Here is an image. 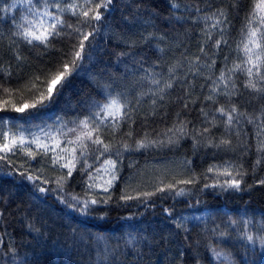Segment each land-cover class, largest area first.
<instances>
[{
    "label": "trees",
    "instance_id": "1",
    "mask_svg": "<svg viewBox=\"0 0 264 264\" xmlns=\"http://www.w3.org/2000/svg\"><path fill=\"white\" fill-rule=\"evenodd\" d=\"M6 2L11 3V0ZM173 2L180 6L171 8L169 0H113L111 11L105 13L100 24V33L94 41L98 51L87 72L71 78V83L56 102L36 115H29L35 111L33 109L24 113L0 112V116L10 121L4 130L12 128L16 131L22 126L21 130H26L25 135L31 138L30 133L40 129L54 130L62 123L74 127L72 122L88 115L93 101L103 99L104 85H110L113 94L125 93L133 104L138 93H147L136 107L135 123L122 124L115 135L110 129L104 130L103 138L113 145L112 151L99 160L94 158L98 153L89 154L86 159L90 168L82 157L72 177L68 178L64 193L45 195L37 192L36 196L41 198L34 199L32 182L20 175L26 170L43 169L42 173L34 174L50 181L42 186L55 188V179L66 174L68 169L60 168L59 164L53 166L48 158L38 155L35 160H29L22 153H17L15 156L9 154L13 164L0 162V212L3 213L0 216V264H197V259L200 264H221L206 247L209 244L217 250L230 251L233 264H264V247L258 240L255 243L236 240L234 244H225L210 231L216 225L224 229L229 217L254 218L257 221L264 218V185L256 183L264 178V162L254 173L252 171L257 159L256 126L242 118L236 127L226 131L223 125L225 118L215 109L221 105L228 107L227 98L212 93L217 102L205 100V96L210 94L209 86L219 76L221 68L225 63L231 67L238 57L236 48L242 38L241 29L252 0H238L235 8L232 0ZM3 3L4 0H0V7ZM136 5L141 7L137 9ZM197 7L200 12H196ZM216 8H226L230 22L224 34L228 43L219 49L213 47L215 40L220 38L219 30L212 29V40L204 43L207 37L202 29L212 21L198 18ZM100 11L105 12L103 8ZM24 12L23 6H18L10 14L0 12V65L11 70L10 77L0 74V85L18 90L8 97L0 89V99H11L17 104L25 100L31 102V94L25 85L34 74L40 75L54 67L61 50L68 51L75 42L74 38L63 37L53 42L54 47L45 49L43 46H28L19 38L12 37L11 16L19 21ZM65 19L77 23L76 17L66 14ZM148 33H154L155 38L147 43L141 42L142 34L146 36ZM161 36L163 39H159ZM121 37L137 43L135 46L125 44ZM201 46L207 55L200 52ZM16 52L22 60H16ZM120 52L128 55L118 59ZM197 56L199 61H195ZM225 56L228 57L227 62ZM213 59L215 65L207 67ZM177 63L180 66L176 68L175 76L179 79L173 87L165 88V81L170 78L168 69ZM190 66L199 74L193 75L189 71ZM146 69L156 74L154 78L160 80L159 84L151 83L153 76ZM237 75L240 94L233 96L232 102L242 112L258 113L264 106V98H258L256 93L245 89V77ZM186 103L187 108L184 107ZM201 108L208 113L207 117L201 114ZM213 117H216V127L206 123ZM180 120L190 122L187 125L190 134L179 139L178 144L139 150H124L121 146L126 141L134 147V142L146 132L151 139H156L158 134ZM205 127L210 128V133H205V136L210 135L217 143L222 138L230 140L232 150H225L223 146H206L207 141L199 135L193 139V130L202 131ZM129 131L133 133L131 137L125 135ZM244 145H247V151ZM31 147L35 150V145ZM117 149L121 152L119 157L115 154ZM107 158L117 160L120 177L111 190L112 201L109 204L94 205L90 215H81L59 203L57 195H63L65 199H70L69 194L88 198L86 192L89 195H106L98 189H88L87 182L88 173L93 174ZM225 161L242 163L247 170L242 191L203 187L205 183H213L216 177L214 173H206L208 179L205 180L201 173H205L209 165H223ZM82 167L86 171L82 172ZM193 172L199 177L198 183L176 184V189H185L183 195L177 196L172 190L157 193L147 200L119 199L125 191L132 195L155 191L161 179L164 184L175 183L187 179ZM219 179L223 181L226 177ZM165 209L171 210L172 215L169 216ZM173 219L183 223L188 232L178 229L172 223ZM253 234L257 235L255 229ZM97 237L103 239L98 241ZM129 239L135 241L133 246L139 249V255L126 245ZM105 240L116 252L109 261H98L97 252L102 251ZM181 252L183 257L179 255Z\"/></svg>",
    "mask_w": 264,
    "mask_h": 264
},
{
    "label": "snow or ice",
    "instance_id": "2",
    "mask_svg": "<svg viewBox=\"0 0 264 264\" xmlns=\"http://www.w3.org/2000/svg\"><path fill=\"white\" fill-rule=\"evenodd\" d=\"M112 5L113 0H11V3H7L4 0L3 6L0 7V12L10 14L18 6H23L25 9L24 14L20 15L19 21H17L15 16H11L14 29L11 32L12 37L19 38L20 41L28 46H43L45 49L54 47L53 42L63 37L74 38L75 42L70 45L68 51L61 50L60 59L54 67L43 71L40 75L34 74L25 85V88L31 94V102L25 100L17 104L13 103L11 99H0V112L13 111L16 113H24L27 109H33L35 111L29 113V115H36L41 110L51 107L63 94L65 87L71 83V78L88 71V65L93 62L94 55L98 51L94 41L100 33V24L105 18V13L111 11ZM169 6L175 9L180 5L174 3L173 0H169ZM206 6L210 5L206 4ZM237 6L238 0H232V7L235 8ZM135 7L139 9L141 6L136 5ZM101 8L105 12H101ZM200 11L201 9L197 7L196 12ZM66 14L76 17L77 23L73 24L68 22L65 19ZM198 18L204 21H212L211 25L206 24L205 29H202L207 37L204 43L212 40V29H218L220 38L215 40L213 47L219 49L222 44L227 45L228 41L225 39L224 34L230 22L226 8H216L214 11ZM177 19L180 18L177 17ZM65 29L70 31H65ZM241 33L242 38L236 48L238 53L237 59L233 60L231 67L225 63L224 67L221 68L219 76L215 80H212L209 86L210 94L205 96V100L216 103L217 101L212 93L227 98L228 107L221 105L215 109V112H218L221 117L225 118L223 125L226 131L236 127L242 118L247 123L256 126L257 131L255 136L257 142L255 148L257 159L252 169L254 173L257 166L264 162V106L261 107L258 113L242 112L232 102V97L240 94L237 85V74H240L245 77L243 87L256 93L258 98H264V0H252V6L246 14L245 24L241 29ZM153 38H155L154 33H148L146 36L142 34L141 42L147 43ZM120 39L121 42L131 46H135L137 43L135 40L127 37H121ZM159 39H163V37L161 36ZM160 51L163 50L160 49ZM200 52L207 55L203 46H201ZM125 55H128V53L120 52L117 54V58L119 59V57ZM15 58L18 61L22 60L19 52L15 53ZM199 60V56L195 57V61ZM224 60L227 62L228 57L225 56ZM215 63L216 61L213 59L207 67H213ZM179 66V63H177L169 67L168 72L170 78L165 81V88L173 87V84L179 79L175 76L176 68ZM145 71L153 76L151 83H160V80L154 78L156 74L151 69H146ZM189 71H192L193 75L199 74L198 70L193 71L191 66L189 67ZM0 74H3L6 78L10 77L11 70L0 65ZM206 79H211V77H207ZM103 88V99L93 101L89 114L82 119L72 122L75 125L74 127H67L66 124L62 123L54 131L40 129L41 134L30 133V139L25 136L26 130H21L22 126L21 128H17L16 131H12V128L4 130L5 125L9 124L10 121L6 117L0 116V162L6 161L8 164H13L14 162L11 160L9 154L15 156L17 153H22L29 160H35L39 155L42 158L50 159L53 166L59 164L60 168L68 169L66 174H62L55 179V188L42 186L49 184L50 181L39 174H34L42 173L43 169H34L32 172H28L27 170L21 172L20 175L33 184L34 191L32 195L34 199L41 198L36 196L37 192L45 195L49 193L56 194L58 192L64 193L68 178L72 177L73 171L76 169V165L82 157L85 158L84 163L87 165L86 157L89 154L98 153L94 158L99 160L105 153L112 151L113 145L110 142H105L103 138L105 129H110L111 133L115 135L120 130L122 124L135 123L133 116L136 107L147 93H138L136 102L133 104L132 100L128 99L125 93L116 92L113 94L110 90V85H104ZM0 89L8 97H11L14 92L18 91L4 88L3 85H0ZM152 103L155 105L156 101L153 99ZM184 107H188L187 103ZM91 109L95 110L93 111ZM200 111L203 116L207 117L208 113L205 109L201 108ZM215 120L216 117H213L212 121H206V123L210 124L211 127H216ZM188 123L190 122L180 120L178 123H174L171 128L158 134L156 139H151L149 133L146 132L141 139L134 142V147L126 141H123L121 146L124 150H139L151 146L161 147L165 144H178L179 139L190 134L187 131ZM169 133L172 135H169ZM205 133H210L209 127L203 128L202 131L194 129L192 133L193 139L196 138V135H199L207 141L206 146L215 148H221L223 146L225 150H232L230 140L222 138L217 143L210 135L205 136ZM125 135L131 137L133 133L129 131ZM160 136L164 138L161 139ZM197 143H200V141H197ZM31 145H35V150ZM244 147L245 151H247V145H244ZM50 153L51 156H49ZM115 154L119 157L121 155L120 150L117 149ZM61 161L64 162L61 163ZM187 163H191V161ZM21 167H24V165H21ZM87 167L90 168L91 165H87ZM81 171H86V168L82 167ZM206 173H214L216 178L211 184L205 183L203 185L204 188L219 187L221 190L232 189L234 191L243 190L241 185L244 183V177L248 174L244 165L235 161H225L223 165H209L205 173H201V176L205 180L208 179ZM96 174V176H93L92 173H88L87 188H100L106 195H89L86 192L85 195H88L89 198L83 200L80 199L78 194H69L70 199H65L63 195H57L59 203L68 209H73L81 215H90L92 206L94 205L109 204L112 201L111 190L114 188L115 182L120 178L117 160L111 158L105 159L101 168L96 169ZM103 176L108 177L103 180V183L98 184L95 182L96 180L102 179ZM220 177H226V179L221 181L219 179ZM198 180L199 177L195 172L187 179L177 180L175 183L164 184L161 179L160 185L162 186H156L155 191H141L137 192L136 195L125 191L119 199L123 201L139 200L141 198L147 200L157 193L172 190H175V195L179 196L185 193V189H176V184H196ZM37 181L39 183H36ZM256 183L264 185V178L256 181ZM248 187L250 188L251 185H248ZM165 212L169 216L172 215L169 209H165ZM2 215L3 213L0 212V216ZM194 219L199 220L200 218L194 217ZM185 220H187V217H185ZM172 223L178 229L188 232L187 227L180 221L173 219ZM253 229H255L257 235L253 234ZM34 230L39 231L38 229ZM210 231L217 237L218 241L222 240L225 244H234L236 240H245L249 243H255L258 240L260 245L264 247V218L257 221L254 218L241 217L233 219L229 217L224 229H220V226L216 225ZM185 238L187 239V237ZM102 239V237H97L98 241ZM162 239L164 238L162 237ZM134 244L135 241L133 239L126 241V245L132 247V250L139 255V249L135 248L133 246ZM206 247L211 251L212 256L216 260H219L221 264H233L232 253L230 251L226 252L223 249L217 250L211 244ZM115 252L116 249L105 240L102 251L97 252L98 261H109ZM179 255L183 257L184 253L181 252ZM197 264H200L199 259H197Z\"/></svg>",
    "mask_w": 264,
    "mask_h": 264
},
{
    "label": "rangeland",
    "instance_id": "3",
    "mask_svg": "<svg viewBox=\"0 0 264 264\" xmlns=\"http://www.w3.org/2000/svg\"><path fill=\"white\" fill-rule=\"evenodd\" d=\"M55 130V129H54ZM54 130H52V131H54ZM46 131V130H45ZM36 134H41L40 133V130L39 131H37V132H35ZM28 139H30L27 135H25ZM101 168V167H100ZM101 172H103V170H101ZM97 174H96V171L93 173V176H96ZM108 177L107 176H103V178L102 179H99V180H96L95 182L96 183H98V184H100V183H103V180L104 179H107ZM95 189H98V190H100V191H102L100 188H95ZM89 198V197H88ZM81 200H83V199H87V198H80Z\"/></svg>",
    "mask_w": 264,
    "mask_h": 264
}]
</instances>
